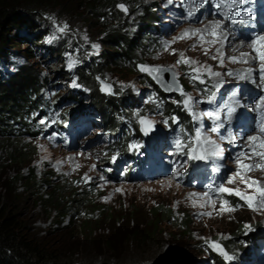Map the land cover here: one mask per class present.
Instances as JSON below:
<instances>
[{"label": "rangeland", "instance_id": "rangeland-1", "mask_svg": "<svg viewBox=\"0 0 264 264\" xmlns=\"http://www.w3.org/2000/svg\"><path fill=\"white\" fill-rule=\"evenodd\" d=\"M114 1L113 10L103 12L102 18H87L84 24L75 16L61 13L62 18L57 20L61 19V25H68L64 32H59L56 25L50 28L36 25L41 31L48 32L38 46L58 50L59 61L54 58L56 54L46 57L42 50L33 48L29 42L13 41L17 46L12 49V45L10 51L17 54L6 62L4 72H15L21 66L37 72L42 81L33 104L44 99L46 105L40 114L37 110L28 112L27 133L12 122L0 129V202L6 207L13 206L27 239L73 264H159L170 256L185 259L183 264H214L207 253L222 258L223 264H264V209L253 210L239 197L227 193L203 195L210 187L217 188L222 183L231 189L254 191L247 189L239 178L234 184H228L226 179L237 170L236 154L247 151V137L258 135L252 129V120L256 104L264 96V84L259 79L261 62L258 58L255 61L251 59L256 56L251 44L257 35L264 36V28L259 27L253 37H241L237 35L238 24L249 20L235 24L224 21L228 40L223 47L219 43H202L197 36L174 40L185 31L204 29L209 21L222 19L213 15L217 11L214 0L208 3L201 0L190 18L189 7L194 6L196 0ZM255 2L246 0L242 9L237 11L249 12ZM62 3H66L65 0ZM120 4L125 5L127 12L118 7ZM71 6L74 5L65 4L67 8ZM75 14L79 11L76 10ZM148 17L153 21L147 26L145 20ZM113 32L132 38L134 44H141L136 50L137 58L142 60L138 66L171 69L180 86L179 91L164 94L167 97L163 98L143 85L141 77L121 75L117 72L119 69L111 68L104 72L103 80L97 78L99 92L109 96L127 93L130 107L122 111L102 109L98 114L89 100L90 92L80 86L75 72L83 60L87 62L85 57L98 60L103 52L109 50L104 42ZM205 39L211 40L212 37L205 36ZM197 47L209 52V56L203 59L204 66L221 73L219 77L204 74V84L190 79L191 67L177 64L181 53L192 60V49ZM211 48H220L224 53L223 66L219 60H211ZM27 51L33 53L28 54ZM242 52L250 54L248 63L229 61V57H239ZM249 68L253 69L251 78L240 79L236 75L246 74ZM228 72L234 75H227ZM138 73L145 76L139 70ZM252 79L256 83H252ZM219 81L223 83H219L218 89L214 88L213 85ZM105 85L110 87V91L102 90ZM181 89L193 97L194 113L220 110L223 126L219 134L208 131L213 122L207 116L202 117V124L204 133L216 140L223 150L222 159L209 157L202 160V165H197V160L179 154L175 148L174 142L178 137L186 139L185 134L194 135L195 129L201 125V121L194 119L184 108L182 101L185 97L181 95ZM234 91L237 95L230 99ZM211 93L215 95L209 103L207 95ZM61 94L63 97L75 96L79 102L62 104L65 98H60ZM224 105L235 107L230 121ZM66 111H69L67 115L71 122L67 129L65 125L68 123L64 122L59 130L57 123ZM141 117L152 121L154 132L149 136L140 135ZM172 117H176L177 123H173ZM108 128L113 132L109 133ZM219 136L229 139L221 140ZM142 141L150 144L151 148L143 146ZM14 150L26 154L20 164L10 160ZM150 150L161 158L169 172L152 180L137 178L133 175L135 170L126 165V158L147 157ZM241 159L244 163H264L258 158L252 161ZM217 167L220 171L215 170ZM198 169L209 175L213 173L219 178V183L211 185L207 181L195 180ZM262 171L253 169L246 172V176L264 185ZM25 178L31 181L30 185H14ZM57 200H61L60 204L68 202L63 215L61 210L54 208ZM84 200L108 209L112 221L123 220L107 225L99 218L90 237L84 240L77 234L87 206ZM211 201H215L214 206ZM224 201H227L225 207L234 210L218 212ZM200 204H205V207H200ZM157 205L187 217L191 222L190 235L183 239L171 225L165 224L153 246L136 249L126 242L128 231L132 228L139 233L146 230L149 211ZM237 226L243 228L240 235L235 233ZM252 238L257 241L254 243ZM105 241H110L112 250L105 249ZM210 242L219 243L233 258L226 261L208 246Z\"/></svg>", "mask_w": 264, "mask_h": 264}, {"label": "trees", "instance_id": "trees-1", "mask_svg": "<svg viewBox=\"0 0 264 264\" xmlns=\"http://www.w3.org/2000/svg\"><path fill=\"white\" fill-rule=\"evenodd\" d=\"M65 2L74 6L67 8L65 7L66 3H62V0H0V129L6 128L12 122L14 125H19L21 130L27 133L26 131L29 129V124L27 123L28 112L37 110L38 114H40L46 105L44 99L33 104V98L38 97V91L41 87L39 82L42 81L37 72L29 67L22 66L15 72H4L7 65L6 62L11 58H15L13 56L17 54L13 50L10 51L12 45L14 46L12 49L17 46L13 41L29 42L33 45V48L42 50L46 57L56 54L54 58L59 61L60 52L58 50L54 51L45 46H38L48 35V32L41 31L36 26L37 24L48 26L49 28L52 25H61V19L57 20V18H62L61 13L75 16L79 22L84 24L86 23L84 20L87 18H102L103 12L113 10L116 5L114 0H65ZM76 10L79 11V14H75ZM50 17L54 18L55 24ZM145 21L148 26L149 23H152L153 18L148 17ZM151 28H154V26L151 25ZM104 43L109 46V50L103 52L98 60L85 57L87 62L83 60L81 66L77 67L75 72L80 86L90 92L89 100L98 114H100L102 109L122 111L130 107L127 93H115V95L109 96L99 92L100 87L97 83V78L100 77L103 80L104 72L111 68L119 69L117 72L121 75L141 77L143 85L152 88L161 97H167L148 76L138 73V63L142 62V60L137 58L136 50L140 48L141 44H134L132 38L121 35L119 32L111 33L108 36V40ZM27 53L32 54L33 52L27 51ZM60 98H65L64 100L62 99V104L79 102L78 98L70 94L66 97L61 94ZM132 99L130 98V100ZM35 106L37 108H34ZM56 110L57 108L53 112ZM67 112L69 111L64 112L60 116L57 129L61 130L64 122H67L69 126L71 118L68 117ZM70 126L72 125L70 124ZM108 130H110L109 133L113 132V129L108 128ZM12 147L8 149L11 150ZM21 150L24 151V149ZM21 150H14L15 152L10 156L12 163L20 164V161L26 158V154ZM21 183L30 185L31 181L25 178L18 180L14 185H21ZM56 202L58 204L52 206L61 210V215H63L68 202L63 204H60L61 200ZM83 202L87 206L84 210L85 214H83L82 221L77 227V234L84 240L90 237L93 226L99 223V218L101 219L100 222L107 225H113L111 223L123 220V218H118L112 221L113 218L109 214L108 209L92 205L89 201L84 200ZM179 215L170 209L164 208L163 205L153 207L149 211L150 219L147 222L146 230L139 233L136 228H132L128 231L126 242L131 243L136 249L145 245L153 246L155 238L161 233V227L165 224L171 225V228L176 230V234L181 235L183 239L188 238L191 232V222L187 220V217ZM59 218H62V216H59ZM242 231L243 228L237 226L235 233L240 235ZM235 238L233 237L232 240H235ZM256 241L257 239H254V243ZM104 247L107 250H112L110 241H105ZM207 256L214 264H223L222 258L211 253H207ZM0 264L73 263L63 260L55 252L44 250L27 239L23 235V225L15 216L13 206L6 207L0 202Z\"/></svg>", "mask_w": 264, "mask_h": 264}, {"label": "snow or ice", "instance_id": "snow-or-ice-1", "mask_svg": "<svg viewBox=\"0 0 264 264\" xmlns=\"http://www.w3.org/2000/svg\"><path fill=\"white\" fill-rule=\"evenodd\" d=\"M203 3H208L209 0H202ZM246 0H214V7L217 10L213 15H218L222 19L210 21L208 25L205 26L204 29H194L191 32L185 31L180 37L174 38L175 39H184V38H190L191 36H197L199 40L202 43H207L209 45H215L219 43L221 47L224 46V43L228 40V32L225 30L224 21H230L231 23L235 24L237 22H244L247 20H251L252 17L248 11L240 10L242 9V6L245 4ZM201 0H196V3L194 6L189 7L188 11V17H192L193 13L196 11V9L200 6ZM118 7L127 12V8L125 5L120 4ZM53 19V23L55 24V20ZM57 30L59 32H64L68 25L65 23L63 25H56ZM205 36L212 37L211 40H206ZM253 51L256 53L255 57H251L253 61H255L257 58L259 59L260 68V81L262 84H264V36L257 35L251 44ZM93 47H97L96 45H93ZM167 48V44L165 45ZM217 55L212 56L213 60H219V63L221 66H223L224 63V53L220 50V48L216 49ZM173 54L175 52L173 51ZM205 55H207V50H205ZM250 57V54L248 53H240L239 57L232 56L229 57V61L232 63H248ZM185 64L191 67V75L190 79L193 81H199L201 84L206 83V81L202 78L204 74L209 75L210 77H219L221 76V73L214 72L210 67L206 66H195L198 62L191 60V58L185 57L183 53L180 54V59L177 61V64ZM140 70L142 72H147L149 75H152L154 73H161L163 71H171V69H162V68H151L147 66H140ZM253 69L249 68L246 70V74H236L240 79H249L252 76ZM227 75H234L232 72H228ZM156 78V77H154ZM219 83H223V81H219L218 83L214 84L213 87L217 88L219 87ZM252 83H256L255 79H252ZM109 90L110 87L105 85L102 90ZM171 90V88H170ZM181 95L185 97V99L182 101L184 108L193 115V118L201 121L200 127H197L195 129V133L192 136H187L185 134V138L178 137L175 140V148L177 149L179 154L187 156L191 160H203L207 159L209 157H218L223 158V150L221 149L220 145L216 142V140H213L210 135H207L203 131V124H202V117L207 116L213 123L212 127L208 130L211 133H217L219 134V129L223 126V121L221 119L220 110H214V111H208L201 114H196L193 112L192 109V102L193 97L183 93L181 89ZM214 93L207 95V100L209 103H211L214 99ZM237 95V93L234 91L232 93V98H234ZM155 102V101H153ZM238 103V102H237ZM159 106V105H158ZM225 108L228 109L227 111V118L230 121L232 113L235 111V107L231 105H224ZM264 109V96H261L259 99V102L256 104V107L254 110H260ZM173 123H177L176 117L171 118ZM140 123L142 125V130L147 133L152 127V121L141 117ZM165 124H167V120L164 121ZM258 135H250L247 137L248 147L247 151H241L236 154L235 156V163L237 165V170L235 173L229 175L226 179V182L228 184H234L236 182V179L239 178L240 182L246 186L247 189H253V192H247V191H241L240 189H231L228 187H225L222 183L217 188H209L208 192L203 193L205 197L208 196L209 192H219V193H227L229 195H235L239 197L240 200L244 201L249 208H252L253 210H261L264 209V185H261L259 181L251 180L246 176V172L252 171L253 169H259L264 170V163H244L241 159V157L244 158V160H253L258 158L260 161L264 162V112L260 115V121L259 126L257 129ZM219 139L225 140L229 139L228 137L219 136ZM234 140V138H231ZM216 171H220V168L217 167L215 169ZM212 205H215V201H211ZM227 204V201H224V203L221 205V207L218 209V212H225V211H233L234 209L232 207H225L224 205ZM200 207H205V204H200ZM203 215V214H202ZM207 215H211V213H207ZM208 246L211 247L214 251L219 252L221 256L226 261L231 260L233 257L230 256L226 251H224L223 247L217 243V242H210L208 243Z\"/></svg>", "mask_w": 264, "mask_h": 264}, {"label": "water", "instance_id": "water-1", "mask_svg": "<svg viewBox=\"0 0 264 264\" xmlns=\"http://www.w3.org/2000/svg\"><path fill=\"white\" fill-rule=\"evenodd\" d=\"M151 68H157V67H151ZM138 70L141 71L140 66H138ZM142 73L148 76L152 80V82L157 86V88L166 95L177 93L180 89V86L178 82L174 79V76L171 71H163L161 73L158 74L154 73L152 75H149V73L147 72H142ZM153 131H154V127L152 126L151 129L147 131V133H145V131L142 130V125L139 119V132L142 135L151 134ZM184 260L185 259H181V257L170 256L168 258H164L162 261L159 262V264H183L185 262Z\"/></svg>", "mask_w": 264, "mask_h": 264}, {"label": "bare ground", "instance_id": "bare-ground-1", "mask_svg": "<svg viewBox=\"0 0 264 264\" xmlns=\"http://www.w3.org/2000/svg\"><path fill=\"white\" fill-rule=\"evenodd\" d=\"M210 22V21H209ZM239 41V40H238ZM217 49V48H216ZM211 51H212V55H211V60L212 59V56L214 55H217V52L215 49L211 48ZM209 52H207V55H205V49H201V48H195V49H192V52H191V55L192 56V60L193 61H196L198 62L197 66H204L206 65V63L203 61V59H206L209 55ZM226 96V95H225ZM234 104V103H233ZM232 104V105H233ZM237 104V103H236ZM238 106V105H237ZM252 161V160H251ZM255 161V160H254ZM253 163V162H252ZM257 163V162H256ZM264 172V170L262 171V173Z\"/></svg>", "mask_w": 264, "mask_h": 264}]
</instances>
